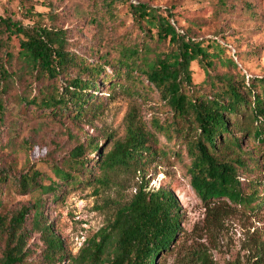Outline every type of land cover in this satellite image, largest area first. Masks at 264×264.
<instances>
[{"label":"rangeland","instance_id":"374dc122","mask_svg":"<svg viewBox=\"0 0 264 264\" xmlns=\"http://www.w3.org/2000/svg\"><path fill=\"white\" fill-rule=\"evenodd\" d=\"M19 1L0 0V14L25 26L64 28L69 47L92 62H99L100 55L113 50L112 45L122 39L128 43L143 40L144 32L134 23L128 5L142 2L169 16L180 33L209 46L214 70L244 74L246 79L264 76V0H227L224 7L219 0H129L116 5L115 16L106 13L104 17L102 9L91 7V0H26L24 5ZM150 33V46L157 51L169 48L168 39L156 40V28ZM11 44L18 51V39ZM228 59H233L238 68L228 64ZM105 69L113 74L110 65ZM191 70L194 83L210 89L202 63L192 61ZM96 97L82 120L72 113L41 115L34 106L27 107L11 97L0 107V168L17 177L30 168L37 169L43 173L42 184L50 185L58 181L53 164L64 165L78 143L92 139L108 151L131 127L151 131L153 119L163 121L166 117L167 107L157 91H145L124 76H114L107 82L100 79ZM235 133L241 137V146H232L228 155L243 161L239 167L241 185L264 197V142L253 132L244 136L236 128ZM152 138L156 153L145 159L141 170L131 166L110 170L104 184H60L56 198L41 188L24 193L4 183L0 188V213L4 218L11 219L23 207L30 208L25 218V264H71V257H76L131 199L142 177L149 187L173 191L181 204V230L170 249L159 256L158 264H264V204L250 209L228 198L214 206L205 204L191 185L186 146L167 141L162 133H154ZM91 167L96 174L97 163L91 162ZM39 200L44 203L43 223L61 240L62 250L51 251L46 233L35 225L33 206ZM4 235L0 227V257Z\"/></svg>","mask_w":264,"mask_h":264},{"label":"trees","instance_id":"16d2710c","mask_svg":"<svg viewBox=\"0 0 264 264\" xmlns=\"http://www.w3.org/2000/svg\"><path fill=\"white\" fill-rule=\"evenodd\" d=\"M25 1L19 3L24 5ZM128 1L91 0V7L102 9L103 17L106 13L115 16L116 5ZM219 1L222 7L227 5V0ZM128 5L134 23L144 32L143 40L128 43L122 39L112 45L115 55L107 50L99 62L70 48L64 28L25 26L18 19L0 14L1 108L14 97L27 107L34 106L41 115L72 113L82 120L97 98L100 79L107 82L114 76H124L145 91H157L167 107L163 121L153 119L151 131L133 126L108 151L92 139L78 143L64 165L53 164L58 181L50 185L42 184L43 173L37 169L30 168L17 177L0 168V188L4 183L24 193L41 188L57 198L60 184H104L110 170L130 166L141 170L145 159L156 153L154 133H162L167 141L186 146L191 185L205 204L214 206L228 198L234 204L258 208L264 204V197L243 188L239 179L243 161L229 157L228 152L232 146H241L236 128L244 136L253 132L264 142V76L246 79L244 74L214 70L213 54L203 41L180 33L169 16L147 3ZM151 28L157 29L158 42L169 40L167 50L157 51L147 43ZM14 38L18 39V51L11 44ZM194 60L202 63L210 89L194 83ZM229 63L238 68L233 59H228ZM106 65L112 67L113 74L106 72ZM15 88L17 91L11 94ZM91 162L98 165L96 174ZM43 207L41 200L33 206L35 225L46 233L51 251L62 250L61 240L43 223ZM29 210L23 207L11 219L0 213V227L5 233L0 264L26 263L25 218ZM181 218L178 196L163 187H149L142 177L131 199L76 257H71V264H158L159 256L170 249L181 230Z\"/></svg>","mask_w":264,"mask_h":264}]
</instances>
